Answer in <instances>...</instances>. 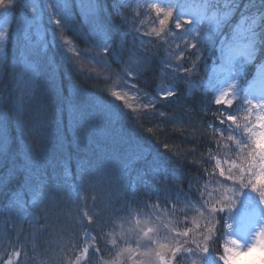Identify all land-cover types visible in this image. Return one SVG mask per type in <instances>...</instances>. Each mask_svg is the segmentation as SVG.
Masks as SVG:
<instances>
[{
    "label": "trees",
    "instance_id": "1",
    "mask_svg": "<svg viewBox=\"0 0 264 264\" xmlns=\"http://www.w3.org/2000/svg\"><path fill=\"white\" fill-rule=\"evenodd\" d=\"M94 3L99 4L102 40L124 64L129 49L127 42L119 44L125 36L118 19L121 0ZM63 12L69 39L79 49L91 45L75 3ZM16 21L8 15L0 26L12 29ZM237 22L224 27L223 35ZM10 40L0 76V258L19 251L18 264H75L90 238L94 250L89 263L97 257L109 261V233L118 220L152 207L179 212L203 195L207 176L216 172V143L224 132L215 92L174 82L169 87L173 97L157 103L152 113L122 114L106 100L109 81L51 61L48 46L37 63L31 91L18 105L14 83L20 58ZM209 60H216L215 49L207 59L211 64ZM151 61L147 71L131 79L146 96L156 95L160 85L161 62ZM109 66L114 73L115 65ZM241 67L244 84L261 79L254 62ZM247 109L236 103L230 111L240 119L239 110ZM223 238L219 220L212 242L217 256Z\"/></svg>",
    "mask_w": 264,
    "mask_h": 264
},
{
    "label": "rangeland",
    "instance_id": "2",
    "mask_svg": "<svg viewBox=\"0 0 264 264\" xmlns=\"http://www.w3.org/2000/svg\"><path fill=\"white\" fill-rule=\"evenodd\" d=\"M71 1L75 3L81 23L79 24L82 25L86 37L88 36L91 41V45L84 49L77 48L66 35L64 27L56 23L57 20L62 19L67 21L63 11L68 9ZM138 1L140 6H136ZM158 1L162 3L158 5L149 0H121L123 6L118 15L125 35L119 44L127 42L128 49L135 48L141 59L147 56L149 64L153 58H158L161 62L160 85L156 95L146 96L133 87L131 79L135 76L124 77L122 69L126 67V64H119L111 47L112 55H104L102 51L105 45L102 40L104 36L97 27L96 13V24H90L89 10L81 6L82 0H14V4L10 7L9 0H4V5H0V19L9 15L10 18L16 16L18 21L12 29L0 26L11 33V50L15 54L18 53L20 58V67L16 61L18 68L16 67L17 75L14 83L17 101L31 91L37 63L47 53L48 46L53 54L51 61H59L61 65H67L72 70L85 73L92 78L109 81L106 100L110 102L113 109L132 116L152 113L153 107L165 100L163 96L174 82L187 81L190 89L213 91L216 99L221 91L228 89L233 83L229 78L228 68L231 67L233 72L240 68L234 81L235 91L229 90L228 99L232 101L231 107L226 104L218 105L223 110L224 132L221 134L222 137L219 135L216 143L219 153L217 161L220 162V168L224 169L227 176L232 162L243 163V156L252 148L251 139L243 132L248 123L243 117L252 105L264 102V81L253 80L247 85L243 83L244 74L241 66L250 65L252 61H248L244 54L243 36L235 34L236 24L228 29L230 31L228 35H219L214 45L200 51L199 55H197V49L191 47V44L196 42L193 39L196 36V30H209L207 20H201L200 17L201 7L210 0ZM83 3L88 5L94 3V0H83ZM57 5L60 7H56ZM153 5L165 11L172 10L173 16L165 25L162 26L159 22L165 17L162 14L158 16L153 10ZM177 17L182 24L181 29L175 28ZM185 20H191L193 23L185 24L183 23ZM228 25H221L220 32L223 33L224 27ZM133 27L137 31H132ZM153 29L160 31L161 35L156 36ZM7 39L0 43V76ZM64 41L69 43L65 44ZM213 49L216 50V60H209L213 61L209 64L207 59ZM228 58H231V65L228 64ZM109 65L112 66L114 73L111 72ZM173 67H178V71H173ZM162 85L164 91L161 90ZM113 92L127 95L121 100H116L112 95ZM249 100L252 102L251 105L248 104ZM149 103L151 107H145ZM236 103L242 107L248 106L247 110H239L240 119L237 118L241 125L240 129H236L235 125L226 120L229 114L233 115L230 109ZM258 111V108H252V120H255ZM229 135H232L234 140H228ZM239 140L247 145L243 153L235 143ZM237 171L233 169V173ZM219 173L220 169L217 168L216 162V172L207 176L208 181L203 187V195L197 198L196 202L184 205L179 212L176 209L152 207L118 220L109 233L108 244L113 255L109 261H103L97 257L89 263L88 254L94 250V245L92 240L87 238L83 248L87 247L88 253L81 255V251L79 252L80 264H160L156 252H160L166 260L170 261V264H175L178 259L180 264H224L220 257L225 255V247L243 252L242 255L230 260L229 264H264V247L247 252L250 245L256 244L261 239L260 232L264 229V204L260 203L257 193H253L250 188L242 187L239 180L225 179V176ZM246 182L247 180L244 181ZM213 206L217 209L222 208L223 211L210 213L209 209ZM219 220L223 221L224 238L221 254L217 256L214 254L212 242ZM209 227L212 229L211 241H209L210 252L203 253L197 248V243L203 246L204 233ZM184 232L188 235H182ZM233 240L238 242L239 247L231 243ZM161 245L165 247L162 248ZM176 248H180L181 252L173 259L172 251ZM186 249L191 251H184Z\"/></svg>",
    "mask_w": 264,
    "mask_h": 264
},
{
    "label": "snow or ice",
    "instance_id": "3",
    "mask_svg": "<svg viewBox=\"0 0 264 264\" xmlns=\"http://www.w3.org/2000/svg\"><path fill=\"white\" fill-rule=\"evenodd\" d=\"M14 4V0H9V7ZM0 5H4V0H0ZM82 7H86L89 10L90 14V24L95 25V13L99 9L98 3H89L85 5L82 0ZM56 7H60L57 5ZM67 7V5H64ZM153 10L157 13L158 16L161 14L165 17V19H161L159 22L163 26L167 23L169 18H172L173 13L171 9L164 10L160 7L153 5ZM201 20H207L209 23V30L201 31L196 30V36L193 39L196 41L191 44L193 49H197V55H199L200 51L208 49L210 46L214 45L216 40L219 38V35L223 33L220 32V26H227L230 23H234L238 18L239 23L235 26V34L236 36L242 35L245 44H244V54L247 57L248 61H252L255 64L257 72L260 74L261 78L264 79V0H210L209 3L203 5L201 7ZM207 13H211V15H207ZM175 28L181 29L182 24L180 22L179 17L176 18ZM56 23L62 27H66L64 21L57 20ZM183 23L192 24L193 21L185 20ZM132 31H137L135 27H133ZM156 36H160L161 32L153 29ZM11 33L6 29L0 27V43H2L6 38L10 37ZM65 44H68V41H64ZM105 56H111L112 52L110 50L109 45L105 44L102 49ZM99 54V52L97 53ZM126 67L122 69L124 77L138 76L139 74L147 71L149 69V59L147 56L142 59L139 58V52L135 48L129 49L128 59L124 61ZM231 58H228V64L231 65ZM173 71H178V67H173ZM187 71V70H186ZM229 78L233 81L229 85L228 89L221 91L220 95L216 97L215 104L222 105L226 104L231 107L232 101L228 99L229 90L235 91L236 85L234 83L236 76L238 75L240 68H237L235 72L231 70V67L228 68ZM134 87V84H133ZM161 90L164 91V86H161ZM112 95L116 98V100H121L127 94H121L119 92H113ZM174 91L169 89L166 91L163 99L167 100L173 97ZM22 100H18L17 104H22ZM248 104H252L249 100ZM128 107H132L131 105H127ZM145 107H151V103L145 105ZM252 108H258L259 111L256 113L255 120L251 119ZM252 108L248 109L243 117L245 121L248 123L245 125L243 132L251 139L252 148L250 151L243 156V163H238L233 161L230 168L228 169L229 175L225 176V171L223 168H220V162L217 161V168L220 169V175L225 176V179L228 180H239L241 182L242 187L250 188L253 193H257L259 196L260 203L264 204V102L258 103L257 105H252ZM135 111V109H133ZM226 120L230 122L232 125H235L236 129H240L241 125L238 123V118L235 115L229 114L226 117ZM224 121L222 120L221 123ZM22 124V120H21ZM34 131V130H33ZM149 132L152 129H148ZM32 137V133H29V138ZM228 140H234L232 135L227 137ZM237 148L240 149V152H244V147H247L244 144V141L239 140L235 141ZM243 145V147H242ZM258 158V160H257ZM233 169H237L236 173H233ZM84 169L82 168V174ZM33 176H29V180L32 181ZM247 180L246 183L244 181ZM38 195H43V193H38ZM51 196V194H49ZM210 213H214L216 211H223V209H217L214 206L209 209ZM87 215V213H86ZM92 222L91 217H89V223ZM209 223L211 221L209 220ZM151 231V229H149ZM211 231L212 229L209 227L208 231L204 233V243L201 246L200 243H197V248L200 249L203 253H209V241H211ZM180 233H178L179 235ZM182 235L187 236L188 233L184 232ZM261 239L253 245H250L247 248V252L255 251L257 248L264 247V229L260 232ZM233 245L239 247L238 242L233 240L231 242ZM161 247H165V245H161ZM184 251H191L190 249H186ZM225 255L221 256L220 259L224 261V264H229V261L234 259L237 256L243 254L242 251H235L234 249L225 247ZM181 252L180 248H176L172 251V258L175 259L178 253ZM88 253V248L85 247L81 250V255H85ZM21 253L19 251H13L7 258L3 259V264H18V260L14 259V257H19ZM157 257L159 258L160 264H170V261L166 260L164 256L160 252H156ZM81 256H77L75 258V264H80Z\"/></svg>",
    "mask_w": 264,
    "mask_h": 264
}]
</instances>
